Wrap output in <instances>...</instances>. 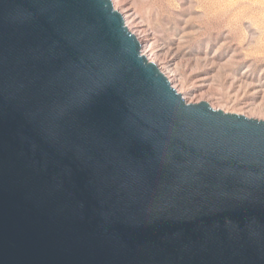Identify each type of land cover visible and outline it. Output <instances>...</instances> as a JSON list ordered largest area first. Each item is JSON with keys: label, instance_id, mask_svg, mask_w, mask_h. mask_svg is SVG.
I'll return each instance as SVG.
<instances>
[{"label": "water", "instance_id": "water-1", "mask_svg": "<svg viewBox=\"0 0 264 264\" xmlns=\"http://www.w3.org/2000/svg\"><path fill=\"white\" fill-rule=\"evenodd\" d=\"M0 264H264V120L186 103L110 0H0Z\"/></svg>", "mask_w": 264, "mask_h": 264}, {"label": "rangeland", "instance_id": "rangeland-1", "mask_svg": "<svg viewBox=\"0 0 264 264\" xmlns=\"http://www.w3.org/2000/svg\"><path fill=\"white\" fill-rule=\"evenodd\" d=\"M110 2L190 103L264 120V0Z\"/></svg>", "mask_w": 264, "mask_h": 264}, {"label": "bare ground", "instance_id": "bare-ground-1", "mask_svg": "<svg viewBox=\"0 0 264 264\" xmlns=\"http://www.w3.org/2000/svg\"><path fill=\"white\" fill-rule=\"evenodd\" d=\"M111 5H112V8H113L115 11H117V12L120 14V16L122 17L123 23H124L126 29L128 30V32H130L132 35H134L136 41H137L138 44H139L140 54L146 58L147 62H149V63H154V62L151 61V60L149 59V57L147 56V48H148V47L145 46V45L143 44V43H144L143 40H142L139 36H137V34L132 30L131 24H132L133 21H132L131 19H129V18L125 15L124 12L119 11L116 7H114L113 2H111ZM132 15H133V14H132ZM131 18H132V17H131ZM160 73H161V72H160ZM162 73L164 74V72H162ZM165 77H166L167 81L171 84V87L176 91V93L180 94V96L182 97V99H183L186 103H188V104H194V103H190V101H188V100L186 99V97L184 96V94L182 93V91L176 89V86H175L174 84H172V81H171V79H170V77H169L168 75H165ZM215 109H216V108H215ZM219 110H220V109H219ZM223 112H225V111H223Z\"/></svg>", "mask_w": 264, "mask_h": 264}]
</instances>
